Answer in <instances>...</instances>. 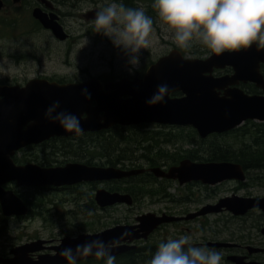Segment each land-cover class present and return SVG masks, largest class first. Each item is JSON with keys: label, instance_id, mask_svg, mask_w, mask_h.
I'll use <instances>...</instances> for the list:
<instances>
[{"label": "water", "instance_id": "95a60500", "mask_svg": "<svg viewBox=\"0 0 264 264\" xmlns=\"http://www.w3.org/2000/svg\"><path fill=\"white\" fill-rule=\"evenodd\" d=\"M20 0H14L19 2ZM49 10L36 7L32 17L43 29L63 42L67 34L60 24L59 16L50 0H38ZM4 1L0 0V12ZM98 10L83 15L94 20ZM264 64V49L253 46L235 53H214L206 58H188L178 49L171 50L151 65L143 78L107 82L105 86L98 79L87 83L65 84L47 80H34L25 87L0 86V208L5 218L28 216L29 207L23 199L8 189L15 183L18 187L30 189L72 187L83 183H105L123 180L144 174L147 169L124 170L118 167L89 166L83 163H69L63 167L45 168L37 164L17 165L13 157L30 145H39L52 138L78 137L87 133L109 130L114 126L135 127L159 125L190 127L201 139L212 134H224L242 126L246 121L264 122V95L246 94L238 88L240 83L251 82L264 92V77L260 66ZM231 68L232 75L215 77V70ZM167 83L170 94L166 104L150 106L147 101L157 85ZM233 87V88H230ZM87 90V100L82 95ZM180 93V97L172 94ZM59 101L58 111L75 114L82 127V134L66 132L58 123L46 119L48 107ZM95 103V106H93ZM156 178L177 181L180 186L201 182L215 186L226 181H244L241 165L232 162H193L182 160L177 166L148 170ZM94 200L100 208L116 205L131 207L134 200L130 194L98 189ZM264 212L263 198H244L236 195L225 197L217 204L206 205L185 218L147 213L136 218L133 225H116L98 233H82L77 237H64L60 244L52 247L55 254H38L46 251L47 241L37 240L13 248L10 257H0V264H67L59 253L63 248L100 239L105 244L119 242L112 250L115 257L136 250L134 244L147 240L160 226L181 220H193L223 210L235 216H243L251 210ZM264 233V230H263ZM212 247H229L230 244L211 243ZM96 259L87 257L79 262ZM78 262V263H79ZM244 264L243 259H235Z\"/></svg>", "mask_w": 264, "mask_h": 264}, {"label": "rangeland", "instance_id": "374dc122", "mask_svg": "<svg viewBox=\"0 0 264 264\" xmlns=\"http://www.w3.org/2000/svg\"><path fill=\"white\" fill-rule=\"evenodd\" d=\"M7 7L0 13V80L13 79L22 82L25 76L32 77L33 75L41 74L42 76L66 78L68 80L82 81L90 77H104L113 75V77H128L135 75V72L140 71L144 75L146 69L156 62L159 58L168 54L171 50L179 49L171 38L161 30L160 21L156 18L154 26L156 27L157 35L159 36L158 43L154 51H143L140 55V67L132 68L128 62V57L121 50L114 47L111 40L105 37L97 39L98 34L86 35L87 25L81 18L90 9H95V6L83 4L73 10H64L59 3H55L54 7L58 8L57 14L63 28L72 35V41L63 44L54 39L52 33L39 28L34 31V19L32 18V10L34 5L31 0L24 1L20 8H14L12 0H7ZM62 10V11H60ZM58 41V42H57ZM186 51L188 58H206L211 54L204 52V47L194 45L190 50ZM25 54V56L15 63L10 60L12 55ZM11 68V71L6 69ZM150 126V125H149ZM188 129V128H186ZM143 130L158 129L145 127ZM138 132V131H137ZM136 132V133H137ZM176 133V132H175ZM187 132L183 135L186 136ZM235 135H227L219 140L210 139L209 141L233 140ZM184 143L176 145L184 146ZM164 148H172V146L163 145ZM173 149V148H172ZM29 154V155H28ZM22 153L19 154L21 156ZM30 161L29 163H44L48 164L49 159L45 157L39 150H31L23 154ZM34 155L35 157H32ZM35 158L36 161H33ZM51 167H63L66 164L79 162L80 160L74 156L59 154L56 157H51ZM59 161V162H58ZM9 187L16 194L25 193L32 199V195L38 196L44 200L47 210L42 211V215L28 219L13 218L9 220L10 234L0 238V257H10L9 252L23 244L34 242L37 240L47 241L46 246H57L64 237H77L82 233H98L116 225H133L136 223V218L143 214L172 211L178 213L187 210L193 213L201 206L199 203H189L185 206H172L168 203H153L150 198H143L132 207L117 206L114 208L101 210L93 207L89 208L90 200H94L95 189L91 184H84L72 190H51V189H30L18 187L10 184ZM99 189L105 188V185L98 186ZM188 190L185 186H180L178 182L172 181L171 188L168 193L176 199L186 196L194 199H206L209 193L199 187H191ZM191 191V192H190ZM217 201L228 196L237 195L240 197H264V185L249 187L236 191L234 184H223L216 190ZM215 201H209L213 203ZM170 207V208H168ZM40 211L39 209H36ZM224 221L220 216L210 217L207 226L211 223L220 220ZM238 222H231L230 228L234 235L241 231H237ZM89 223V224H88ZM90 223H94L90 226ZM251 223V221L249 222ZM196 229L195 226H189ZM223 228V227H220ZM176 227H169L166 230L158 231L156 234L177 233ZM250 237H260L259 230L250 232ZM191 235L192 233H188ZM194 239V236L191 235ZM218 236V235H217ZM38 254H55L51 250L42 251L34 254L36 258ZM5 255V256H3ZM264 258V257H262Z\"/></svg>", "mask_w": 264, "mask_h": 264}, {"label": "clouds", "instance_id": "9594fccd", "mask_svg": "<svg viewBox=\"0 0 264 264\" xmlns=\"http://www.w3.org/2000/svg\"><path fill=\"white\" fill-rule=\"evenodd\" d=\"M151 7L161 30L181 50L200 45L221 56L248 50L254 45L264 49V0H154ZM93 23L95 32L103 34L126 54L132 68L140 67L141 53L154 51L159 40L154 20L142 6L133 8L122 2H111L97 11ZM169 94V85L159 84L147 103L164 105ZM82 95L91 99L86 89ZM59 108V101H55L46 110V119L58 123L68 133L82 134L80 119L75 114L58 111ZM118 243L105 244L95 239L76 245L75 250L63 248L59 255L67 264H78L90 256L104 264H116L112 250ZM148 264H223V253L196 246L193 237L184 234L161 242Z\"/></svg>", "mask_w": 264, "mask_h": 264}, {"label": "trees", "instance_id": "16d2710c", "mask_svg": "<svg viewBox=\"0 0 264 264\" xmlns=\"http://www.w3.org/2000/svg\"><path fill=\"white\" fill-rule=\"evenodd\" d=\"M56 1L61 5V8L70 11L83 4L105 7L111 2H122L127 7L142 6L146 14L153 18L154 23L157 18L156 12L151 7L154 0ZM34 26L41 29L40 24L36 21H34ZM205 51L206 54H213L206 48H204ZM182 52L186 55L185 50H182ZM115 79L117 78L113 77V80ZM145 127H151V125L136 127L114 126L109 130L87 133L72 139L61 138L57 139L58 143L55 148L59 154L77 157L80 160L79 162L89 166H110L124 170L155 167L170 168L178 165L184 159H189L193 162H234L242 165L245 171H250L249 180H251V184H262L264 182V123L248 121L232 132L224 135H212L207 139H200L197 132L192 128L153 126L158 129L153 131L143 130ZM184 132H187L186 136L183 135ZM227 135H235V138L233 140H223L222 142L209 141L210 139L219 140ZM181 142L184 143L183 145H187V148L184 146L176 147ZM163 145L172 146L173 149L164 148ZM48 152L50 150H43L45 160L49 159L48 165H51V162H57L54 161L55 159L52 160L49 155H46ZM32 157L35 156L32 155ZM24 159L18 156L14 157V161L17 164L32 161L26 155ZM33 161H36L35 158ZM39 164L45 165L43 162ZM171 186L172 181L159 180L153 174L146 172L129 179L108 182L105 188L110 192L129 193L136 199V202L143 198H150L152 201L157 199L178 203L180 199H176L168 193V189ZM192 186L194 185L191 184L186 186V188L190 190ZM19 196L29 207V214L25 219L42 215V211L47 210L44 200L38 196H30L32 199L25 193H20ZM192 200L187 196L185 198V202L194 203ZM90 201L88 206L91 209V205L94 207V201ZM10 219L2 216L0 208V238L10 234ZM93 224L90 223V226H93ZM156 250L155 246L144 245V247L138 248V251H131L116 257V264H148ZM78 264H104V262L92 259L79 262Z\"/></svg>", "mask_w": 264, "mask_h": 264}, {"label": "flooded vegetation", "instance_id": "af4514ba", "mask_svg": "<svg viewBox=\"0 0 264 264\" xmlns=\"http://www.w3.org/2000/svg\"><path fill=\"white\" fill-rule=\"evenodd\" d=\"M4 1V9L7 7V0H3ZM26 1V0H20L19 2H14V0H12L13 2V7L15 8H20L21 4ZM32 4L34 5L35 9L36 7H41L44 11H48L49 10L46 8V5L38 0H31ZM52 3L55 2L57 4L56 0H50ZM54 5V4H53ZM93 6V5H92ZM95 9H90V10H101V8H103V6L100 5H94ZM3 9V10H4ZM56 11L58 12V8H55ZM88 10V11H90ZM86 11V12H88ZM60 15V14H59ZM84 14H81V18L85 21V26L87 25V29H86V35H91V34H98L97 39L102 38L103 35L101 33H97L95 32V26L93 23V20H86L83 17ZM39 30V28L34 26V31ZM50 33V31H47ZM66 34H67V40L66 41H59V43H63L66 44L70 41H72V35L67 32L65 30ZM53 35V34H52ZM54 37V36H53ZM55 39V37H54ZM57 40V39H56ZM57 41V42H58ZM25 56V54H20V55H12L10 56V60L15 63L16 61L19 62L20 59H22ZM152 65V64H151ZM149 68V67H148ZM147 68V69H148ZM146 69V71H147ZM145 71V73H146ZM260 72L264 77V64H261L260 66ZM144 73V75H145ZM233 74V70L231 68H226L223 70H215L214 72V76L215 77H221V76H226V75H232ZM143 74H141L140 71L135 72V75H131L128 77H120L117 78L115 80H113V75L110 76H104V77H90L89 79H85L82 81H72V80H68L66 78H58V77H48V76H42L41 74L38 75H33L32 77L29 76H25V78L22 80V82H18L16 80L13 79H4V80H0V86L2 87H20L23 88L25 87L29 82L34 81V80H47L49 82H56L58 84L61 85H65V84H80V83H87L89 82L91 79H98L103 86L106 85L107 82H114V81H118L121 80L123 78H128L130 80H133L135 78H143L144 76ZM233 88V87H230ZM238 88H240L241 90H243L246 94L253 96V95H264V92L259 89L256 84L251 83V82H247V83H240L238 85ZM181 94L180 93H174L172 94V97H180ZM93 106H95V103H93ZM159 127H173V126H159ZM73 137H69V138H63V139H72ZM57 139H61V138H52L46 142H43L42 144L39 145H30L27 146L25 148H23L22 150H20L15 156L21 157L24 159V153L31 151V150H39L42 155L43 154V150L47 149L48 151L50 150V152H48L50 158L51 157H56L59 155V152H57V149L55 148V146L57 145ZM22 153L21 156H19V154ZM53 155V156H51ZM14 156V157H15ZM14 159V158H13ZM53 159V158H51ZM25 161H27L26 159H24ZM234 163V162H232ZM17 164V163H16ZM27 164H37L41 167H45V168H51V165L45 164V165H40L39 163L34 162V163H29V162H25L23 164H17V165H27ZM239 164V163H237ZM67 165V164H66ZM240 165V164H239ZM242 166V165H241ZM61 167V166H60ZM243 168V166H242ZM167 169V168H165ZM149 169L147 168V171ZM244 173H245V180L244 181H226L220 184H217L215 186H210V185H204L201 182H194V183H190V184H186V186H189L191 184L194 185V187H199L202 188L204 190H206L209 193L208 197H205L206 199H194V198H190L194 203H199V205L201 206L199 209H197L194 212L199 211L203 206L205 205H214L217 204L219 202L220 199H218L217 201H215V199H217V188L223 184H234L235 185V190L239 191V190H243V189H248L249 187H255V186H262L264 185V182L262 184H251V180H249V172L250 171H245V169L243 168ZM145 172V173H146ZM159 180H164V179H160ZM108 183V182H107ZM85 184H91V186L95 189V192L99 189L98 186L100 185H106V183H85ZM80 185H84V184H80ZM72 186V187H62V188H53V187H45L46 189H51V190H72V189H76L78 186ZM43 188V189H45ZM122 193V192H120ZM129 194V193H126ZM132 196V195H131ZM183 198L180 197V200L178 203H172V202H168V201H160V200H151L153 203H157V204H161V203H168L171 204L172 206H185L186 204L191 203L189 202H185V196H182ZM134 203H138L136 202V199L132 196ZM215 198V199H212ZM249 198V197H247ZM254 198H258V197H254ZM147 199V198H145ZM215 201L213 203H208L209 201ZM141 201V200H140ZM187 201V200H186ZM117 206H122V205H116L113 207H108V208H100L96 202L94 201V207H97L101 210H106V209H110V208H114ZM125 206V205H123ZM170 208V207H168ZM193 212V213H194ZM224 212V213H223ZM223 213V214H222ZM166 214L168 216H175V217H180V218H185L187 215L190 214V212H188L187 210L178 212V213H174L172 211L169 212H163L157 215H163ZM213 216H220V218L222 217L224 221L220 220V223H218L217 221H214V223H211L210 226H207V222L210 221V217ZM238 222V227L236 228L237 231H241L240 233H237V235L235 236L233 233V230L231 231L230 228L231 225H229V223L231 222ZM251 221V223H249ZM189 226H195L196 229H192ZM169 227H176L178 230V234L174 233V234H170V233H166V234H156L158 231H163L166 230ZM223 227V228H220ZM259 230L260 233V237L262 238L263 241L259 240V237L254 238L253 236H251V231L253 230ZM264 212L262 210L259 209H255V210H251L249 211L247 214L243 215V216H235L233 215L231 212L223 210L222 212L218 213V214H210V215H206V216H201L198 218H195L193 220H181L178 222H173V223H169V224H164L162 226H160L155 232H153L147 240H140L135 242L134 244L140 248V247H144V245H152L155 246V248L157 249L159 244L161 242H166L168 238H178L181 235L184 234H188V233H192L191 235L194 236V244L196 246H207L209 248H215L212 247L210 244L211 243H223V244H230L231 246L229 247H220V248H215L219 251H221L223 253V264H236L237 262H235V259L239 260V259H243V263L244 264H264ZM218 235V236H217ZM47 245V243L45 244V246ZM48 249L47 250H51L52 247H56V246H46ZM138 248L135 251H138ZM52 251V250H51ZM155 251V250H154ZM88 261V260H86Z\"/></svg>", "mask_w": 264, "mask_h": 264}, {"label": "bare ground", "instance_id": "6f19581e", "mask_svg": "<svg viewBox=\"0 0 264 264\" xmlns=\"http://www.w3.org/2000/svg\"><path fill=\"white\" fill-rule=\"evenodd\" d=\"M223 213H224V212H223ZM223 213H222V214H223Z\"/></svg>", "mask_w": 264, "mask_h": 264}]
</instances>
